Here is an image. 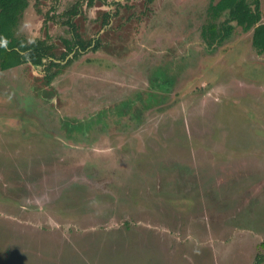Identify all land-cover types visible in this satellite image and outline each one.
Listing matches in <instances>:
<instances>
[{"label":"rangeland","instance_id":"374dc122","mask_svg":"<svg viewBox=\"0 0 264 264\" xmlns=\"http://www.w3.org/2000/svg\"><path fill=\"white\" fill-rule=\"evenodd\" d=\"M75 1L29 0L15 29L59 66L0 69V264H264L253 31L209 44L219 0H83L76 55Z\"/></svg>","mask_w":264,"mask_h":264},{"label":"trees","instance_id":"16d2710c","mask_svg":"<svg viewBox=\"0 0 264 264\" xmlns=\"http://www.w3.org/2000/svg\"><path fill=\"white\" fill-rule=\"evenodd\" d=\"M95 0H88V6H91ZM83 0H76L65 14H67V24L71 26L73 40L69 41V53L73 52L75 47L76 55L92 46V42L84 44L80 38L75 24L71 17L78 14ZM29 5V0H0V69L6 70L24 63H31L35 66L45 64V60H49L48 70L52 66H59L54 59V45L49 43V35L46 39L36 38L29 41L26 38H19L15 35V29L18 27L23 12ZM229 12V18L221 23L211 22L206 27L207 30L203 34L208 39L209 44H215L223 41L233 31L231 22H236L243 30H252V44L259 54L264 52V22H262L261 0H219L216 3L211 1L208 7V13L211 18L217 20L223 12ZM45 19L43 27L47 31L48 22ZM227 23L229 25H227ZM208 32V34H207ZM98 41L93 46L94 50L98 49ZM75 52V51H74ZM68 55L65 54V56ZM54 75H48L51 80ZM261 260H259L260 262Z\"/></svg>","mask_w":264,"mask_h":264}]
</instances>
